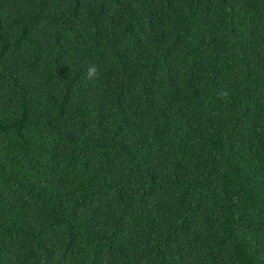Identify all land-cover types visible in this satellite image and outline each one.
Masks as SVG:
<instances>
[{"label": "trees", "instance_id": "trees-1", "mask_svg": "<svg viewBox=\"0 0 264 264\" xmlns=\"http://www.w3.org/2000/svg\"><path fill=\"white\" fill-rule=\"evenodd\" d=\"M0 264H264V0H0Z\"/></svg>", "mask_w": 264, "mask_h": 264}, {"label": "clouds", "instance_id": "clouds-1", "mask_svg": "<svg viewBox=\"0 0 264 264\" xmlns=\"http://www.w3.org/2000/svg\"><path fill=\"white\" fill-rule=\"evenodd\" d=\"M88 71H89V75L91 76L95 73L96 69L93 67V68H89Z\"/></svg>", "mask_w": 264, "mask_h": 264}]
</instances>
